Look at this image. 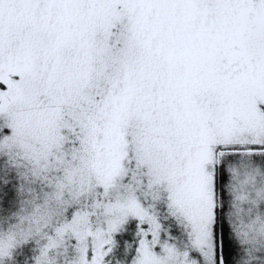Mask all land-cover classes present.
Returning a JSON list of instances; mask_svg holds the SVG:
<instances>
[{"label": "snow or ice", "instance_id": "6c2138e0", "mask_svg": "<svg viewBox=\"0 0 264 264\" xmlns=\"http://www.w3.org/2000/svg\"><path fill=\"white\" fill-rule=\"evenodd\" d=\"M0 264H264V0H0Z\"/></svg>", "mask_w": 264, "mask_h": 264}]
</instances>
